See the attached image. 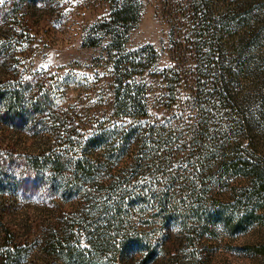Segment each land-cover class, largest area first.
Here are the masks:
<instances>
[{"label": "rangeland", "instance_id": "obj_1", "mask_svg": "<svg viewBox=\"0 0 264 264\" xmlns=\"http://www.w3.org/2000/svg\"><path fill=\"white\" fill-rule=\"evenodd\" d=\"M115 1L4 0L0 4V97L5 96V100L0 99V252L8 247L20 253L16 264H264L263 256L255 251L256 244H264V219L247 222L236 233L218 221L220 209L236 217L245 213L246 204L240 208L238 196L247 185L237 176H224L216 183H206L203 177L196 180L197 199L212 216L202 224L184 227L171 221L162 225L154 209L136 213L129 229L147 241L135 258L107 256L82 261L78 251L86 244L77 243L73 236L64 250L53 249L56 236L68 237L66 227L72 221L84 218L94 205L106 200L110 183L129 173L132 158L138 153L137 146L129 143L125 156L109 157L123 142L117 127L130 122L115 116L125 112L114 100L118 78L110 55L119 49L112 48L111 30L101 25L108 21ZM140 1V20L128 32L123 52L151 45L157 61L143 76L133 74L126 82L157 79L153 74L175 65L177 58L189 61V46L195 42L189 33L192 0ZM200 8L206 14V25L215 29L222 80L230 97L239 101L241 113L251 118L252 131H246L264 156V0H204ZM229 19L235 25L224 30L222 25ZM171 34L186 46L180 49L173 45ZM237 43L244 61L263 71L260 77L243 67L242 59L233 60ZM181 51L185 55L180 56ZM194 64L191 59L190 67ZM181 90L186 97L188 89L182 86ZM15 91L21 98L10 104L8 99ZM67 115L74 116L85 140L100 131L101 125L108 129V137L97 145L72 146L67 132L61 134L54 121L61 118L65 130L72 128ZM90 146H94L93 154H88L90 160L101 167L83 189L89 188L94 198L64 187L71 170L62 178L41 167L42 161L55 153H63L67 160L80 158L79 153L87 152ZM172 167L182 176L171 184L176 189L183 187L185 194L189 186L186 180L196 177L194 166L184 157L175 160ZM155 168L152 164L143 166L135 178L140 191L151 194L154 186L168 184L169 169ZM93 217L85 218L93 221ZM151 249L157 253L148 258Z\"/></svg>", "mask_w": 264, "mask_h": 264}, {"label": "trees", "instance_id": "obj_2", "mask_svg": "<svg viewBox=\"0 0 264 264\" xmlns=\"http://www.w3.org/2000/svg\"><path fill=\"white\" fill-rule=\"evenodd\" d=\"M192 1L191 15H188L192 19L189 21L192 24L189 33L195 36V42H192L189 49L195 64L190 67L191 59L186 61L175 57V65L153 74L157 79L150 77L146 81H137L134 78L132 82H126L133 74L143 76L157 61V52L151 45L123 52L122 46L128 40V32L140 20L141 1H115L108 21L101 23L103 27L111 30L109 33L112 37V48L119 49L118 54L115 52V55H110L118 78L114 100L119 103L118 109L125 112H117L115 116L130 121L117 127L123 142L112 149L109 157H118L119 154L125 156L129 143L137 146L138 153L132 158L129 173L110 183L106 190V200L94 205L86 213L85 217L94 215V220L77 217L66 227L67 231H70L68 237L56 236L52 241L53 249L64 250L73 236L75 239L77 237V243L86 244V247H81L78 251V258L82 261H96L107 256L114 259L124 256L135 258L141 252L142 244L147 241V238L132 234L129 229L136 213L154 209L162 225L175 221L184 227L191 223L202 224L212 217L211 212L204 208L203 201L197 199L200 192L196 189L195 182L202 177L206 183H216L224 176H237L246 181L247 187H244V191L238 196L240 208L246 204L243 216L236 217L223 209L217 213L218 221L222 222L229 232L236 233L245 223L264 219V214L257 212L259 210L264 213V156L260 148L254 145L253 138L248 136L247 131H252L251 118L248 119L241 113L239 101L235 99L236 96L230 97L223 82L224 78L219 73L216 56L220 57L221 53L215 43V29L209 27L212 25H206V14L200 8L204 0ZM234 25L232 19H229L222 26L224 30L229 31ZM180 41L172 35L173 45L181 49L185 44L182 42L181 45ZM240 48L239 43L234 45L233 60L242 59L243 67L251 69V73L260 77L263 71L245 62L244 52L240 51ZM184 52L189 51L185 48ZM184 52L181 51L180 56L185 55ZM195 76L197 78L192 80ZM182 86L188 89L186 97L182 93ZM11 94L8 99L10 104L21 98L19 91ZM0 99L5 100L4 94ZM170 105L172 107L168 109L167 106ZM154 107L164 110H151ZM66 119L72 125V128L67 130L64 124L61 125V118L54 121L58 122L61 134L67 132L66 137L74 147L97 145L108 137V129L101 125L100 131L97 130L85 140L78 132L74 116L67 115ZM245 141L248 142L247 147L244 146ZM90 147H87V152L79 153L80 158L72 157L67 160L63 153H55V157L48 156L42 161L41 167L46 166L48 170L59 173L62 178L66 176V170H71L67 175L68 180H63L64 187L71 192L84 191L86 198H94L89 188L83 189L86 182L92 179V174L101 167L99 162L90 160L92 157L88 154H93L90 152L94 146ZM184 157L194 166L193 173L196 176L193 181L186 180L185 185L188 181L189 186L185 187V194L183 187L176 189L171 184L182 176L178 171H174L173 162L178 158L184 160ZM151 164L156 167L155 171L169 169V172L168 184L154 186V192L150 194L140 191L135 178L143 171V166ZM69 166L70 169H67ZM255 248L256 253L264 258V244H256ZM156 253L157 250L151 249L147 257ZM19 256L21 254L11 248L2 249L0 264H16V258Z\"/></svg>", "mask_w": 264, "mask_h": 264}, {"label": "snow or ice", "instance_id": "obj_3", "mask_svg": "<svg viewBox=\"0 0 264 264\" xmlns=\"http://www.w3.org/2000/svg\"><path fill=\"white\" fill-rule=\"evenodd\" d=\"M4 3V0H0V4H3Z\"/></svg>", "mask_w": 264, "mask_h": 264}]
</instances>
